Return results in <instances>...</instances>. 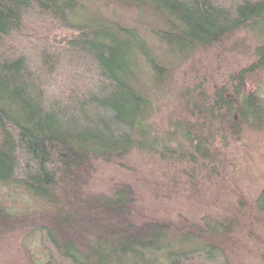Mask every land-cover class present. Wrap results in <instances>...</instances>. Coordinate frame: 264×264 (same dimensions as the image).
Listing matches in <instances>:
<instances>
[{"label": "trees", "instance_id": "1", "mask_svg": "<svg viewBox=\"0 0 264 264\" xmlns=\"http://www.w3.org/2000/svg\"><path fill=\"white\" fill-rule=\"evenodd\" d=\"M121 11L156 27L127 23ZM225 49L252 60L215 87L201 78L157 133L153 103L181 95L176 73L193 72L198 53ZM257 69L264 0H0V187L17 184L47 206L15 215L0 200V232L37 237L43 264H150L149 252L172 249L186 231L197 241L186 226L168 235L160 222L134 221L130 185L87 196L83 183L98 165L121 166L134 151H159L184 184L210 173L215 142L264 124V95L244 86ZM255 209L264 214V188ZM215 223L197 247L168 251L169 264H236L221 242L230 223Z\"/></svg>", "mask_w": 264, "mask_h": 264}, {"label": "rangeland", "instance_id": "2", "mask_svg": "<svg viewBox=\"0 0 264 264\" xmlns=\"http://www.w3.org/2000/svg\"><path fill=\"white\" fill-rule=\"evenodd\" d=\"M118 16L126 19L127 23L136 22L140 28L147 25L156 27L145 22L143 17L138 19L134 12L121 11ZM251 60L250 55L228 49L221 52L219 57L211 52L198 53L193 72L185 75L179 70L175 75L174 81L179 86V91H182L181 95L169 92L163 97L159 95L161 101L153 103L155 110L150 117L153 129L157 128L156 132L161 133L168 128V119L177 114L181 107L179 105L176 108L177 98L194 87L201 78V82H210L209 88L215 87L224 77L237 72ZM140 78L145 80L144 76ZM244 82L246 89L259 88L264 95V69H257L247 75ZM233 136L226 139V143L222 138L214 143L218 153L215 157L217 168L206 170L210 173H200L202 176L192 183L184 184L188 182L182 179L175 181L171 169L158 159L157 155L161 154L159 151L156 155L134 151L121 166L101 164L95 167L89 180L83 183V191L85 195L92 196L108 193L115 186L130 185L135 197L132 208L134 221L160 222L166 226L168 235L177 233L186 226L184 230L189 229L199 236L195 242L187 241V231L175 237L170 242L172 249L149 252L147 259L150 264L152 260L154 264H169L166 255L168 251L197 247L205 234L215 235L212 230L217 228V221L230 223L221 242L236 264H264V214L255 209V200L264 188V124L258 129L242 128L239 136ZM143 142L146 147L154 145L151 137L144 136ZM166 145L171 149L175 148L177 140L166 142ZM206 174H211L210 179ZM0 200L15 215L47 208L41 200L29 195L17 184L1 186ZM204 223L210 229L205 231L202 227ZM190 224L195 227L191 228ZM27 234L24 229L0 232V264L45 262L46 252L41 248L37 237H28ZM153 241L156 245H162L166 239L154 237Z\"/></svg>", "mask_w": 264, "mask_h": 264}]
</instances>
